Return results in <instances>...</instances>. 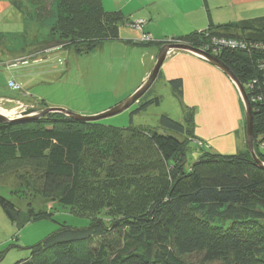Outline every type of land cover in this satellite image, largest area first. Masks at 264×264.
<instances>
[{
	"label": "trees",
	"instance_id": "obj_1",
	"mask_svg": "<svg viewBox=\"0 0 264 264\" xmlns=\"http://www.w3.org/2000/svg\"><path fill=\"white\" fill-rule=\"evenodd\" d=\"M53 1L26 0L23 5L12 0V5L26 20L41 26L52 13ZM58 8L66 14L58 18L59 28L53 32H58L63 44H73L77 55L93 52L104 42L120 40L119 29L127 22L121 10L105 9L102 0H60ZM90 13L95 22L90 20ZM144 23L141 34L150 37ZM214 38L236 43L234 47H217L213 55L229 67L251 100L254 151L264 162V16L210 24L155 43L161 48L169 40L203 49L214 45ZM47 42L42 41L30 53L49 51L53 46ZM161 77L159 71L154 82ZM161 84L169 86L181 101V79ZM8 85L13 88L18 84L10 80ZM152 86L135 103L131 114L161 104L163 98L156 90L151 93ZM42 104L40 101L37 109L46 108ZM194 117V110L183 107L178 120L163 113L158 125L152 127L132 125L130 119L128 127L118 128L61 113L45 114L41 122H0V177L9 162L32 163L39 193L90 219L89 225L81 228L60 224L30 246V255L15 264H264V168L256 165L249 150L234 154L208 151L212 150L211 143L196 138ZM97 126L108 139L115 140L108 153L103 150L108 143H100L101 134L96 138L87 134ZM188 140L206 148L190 165H186ZM126 141L153 161L152 168L144 165L134 173L137 177L143 172L149 175V182L140 186L143 207L127 206V202L141 203L132 200L134 195L127 199L120 193L124 183L118 179L123 176L112 168L106 177L94 181L82 175L87 158L93 156L100 166L104 163L109 167L110 161L122 166L127 155L130 157ZM0 207L14 224L47 216L28 208L21 221L24 211L2 195ZM3 254L0 252V259Z\"/></svg>",
	"mask_w": 264,
	"mask_h": 264
},
{
	"label": "rangeland",
	"instance_id": "obj_2",
	"mask_svg": "<svg viewBox=\"0 0 264 264\" xmlns=\"http://www.w3.org/2000/svg\"><path fill=\"white\" fill-rule=\"evenodd\" d=\"M16 1L23 5H26V0ZM111 1L112 0H102L104 5H106V3L109 4ZM53 2L54 4L52 7L51 15L47 17V19L41 26L37 22H29L30 31L34 29L36 31H31L30 33L26 34L25 38L26 40L29 39V43H35L37 42V40H45L48 41L47 43L49 46L53 47H51L49 51L47 50L40 54L37 52H26V54H22L27 56L26 58L24 56H21L20 53V48L23 45L22 43H24V41L22 42V38L20 37L18 38V40L15 36H10V40L2 42L6 45V47L3 49L9 54L6 55L7 57H5L8 60L7 62L0 60V65L2 66L0 67V83H7L9 80H12L16 84L21 85V87L23 88L24 84L22 83V80L17 77V75L21 76L25 73L28 74L30 70H37L40 73L37 77H39L42 81H44V77H46L48 80L47 85L49 86L41 82L35 85L34 90L37 93L44 95L46 99L49 98V100H52L54 102L66 104V107L51 105L45 106L46 108L60 107L87 116L105 111L121 103L126 98L134 94V92L138 90L148 79L151 70L148 74L145 75L142 82L138 86H136V84L138 83V77L143 73V69L140 64L142 63L140 58L139 61L138 59L131 61V55L129 54V51L133 50V48L124 50L118 47L119 45L117 44L110 45L111 47H108V44L104 43L89 54H75V49L72 46L73 44H63L60 35H58V32L57 35H55V33L53 32L54 29L59 28L58 18H61L66 14L62 8H58L60 0H54ZM177 2H175L174 0H151V3L149 5L141 6L142 2H140L139 0H133L132 2H125V0L113 1L114 7H116L118 10H121V12L124 13V16L126 18L125 20H127V22H124L121 26H128L133 30H136L140 34L136 42L141 44H149L153 41L150 37H147L144 34L142 35L140 30L141 27L140 29H137L136 26H138V24L140 26L143 22H145L144 24L150 25V28L155 32V35H160L157 37H161H156L154 39H165L166 35L162 34L161 31H165L164 25L170 27L171 25H173V23H176L177 18L175 16L171 17V15L172 13L177 14ZM116 3H119V6H116ZM11 16L9 17L11 20H9L6 13L0 17H4L1 25L2 28L9 29L8 27H15L16 29H18L17 31L20 32L22 29L21 24L16 25ZM90 20L95 22V19L93 15H91V13ZM129 23H131L134 27H131ZM35 36H37L36 40H33ZM219 40L221 39L214 38L212 40V43L214 45L205 46L206 48H208V46L210 47V49H208L209 52H207L209 55L214 56L213 54L215 49H217V47H222L220 45L215 46V44H219L217 43ZM167 41L168 42H165L166 44L174 43L170 42L169 40ZM77 43H81V40H77ZM62 45L65 48H62ZM33 47L34 46H32L31 49ZM11 48H13V50ZM33 49L35 50V48ZM181 52L191 54L204 60V58L199 57L194 53L173 49L168 50L164 62ZM34 55L37 56V58L42 57L44 59L42 61L43 63H30L31 57ZM25 59H27V61L23 63ZM154 65L152 66V69ZM4 66L9 68L17 66L19 67L12 68L14 73L13 77L10 71H8ZM3 67L6 69L5 72L7 76L2 75V69H4ZM8 73H10V75H8ZM3 80H5V82ZM33 82L37 83L36 80H34ZM230 82L236 88L238 104L235 105L234 102L232 104L231 102L225 103L224 115L229 119L225 122L234 123V121H240L245 135L244 103L237 90V87L231 80ZM151 86V93L156 90L157 94L161 95L163 98L160 105L149 106L144 111H140L137 114H131V112L137 107L135 102L123 112L101 119L99 120V122L104 125L126 128L129 126L131 119L132 125L135 126H157L159 115L165 113L168 114L172 119L178 120L183 114V107H185V109L194 110L196 116V108L193 105L194 103L190 102L194 100L198 103V107L202 108V115L200 120H202L203 127L207 128V133L214 134V132H216L217 129L220 128L218 125H215L216 122H218L216 118L218 117V115L220 116V109L215 110V103H212L213 100L215 101L220 97L218 96V94H216L215 90L211 91L209 95H195V97L191 96L187 98V100H185V98L182 96L181 101H179L174 95H172L169 86L162 85L159 79L154 82V84L152 83L148 87V89ZM14 89L16 90V92L20 90L18 85H16L15 87L13 86V89L11 90ZM131 89L134 90L130 92ZM20 96L23 97L22 95ZM10 98L12 99V97L9 96L0 97V109L6 110L11 113L7 116L8 118L15 119V116L23 103L20 102L21 100L15 101L14 99L11 100ZM13 101L16 102V105L15 107L11 108ZM187 101L190 102L191 105L188 104ZM250 101L251 100H249V102ZM23 108H25V113L20 118L36 115L43 110L37 109V106H33V109L31 108L30 110H28V108L26 107ZM42 117L43 116L39 117L36 120L41 122L39 119ZM86 129L87 127L85 128V130ZM89 132L90 133L87 134L93 136L92 138L102 136L100 143H105L106 141V143H108L107 145H109L108 147H104L103 150L107 153L111 151L110 149L115 143L114 138L110 137L108 139L103 129L98 126L91 127ZM194 133L196 135V138H198L197 136L200 135V133H198L196 128H194ZM95 144L96 142L93 144V146H96ZM124 146H130V148H125L130 157L127 155L128 160L124 161L122 166L114 165L111 161V165H109V167H106L104 163L100 166L96 157L93 156L87 158V161L83 166L82 175L94 181L98 177L99 179L103 178L107 171V174H109V171L112 168L113 172L115 171L116 174H122L123 176L118 179L119 183H124V185L122 184L121 189H119L120 193L126 195L127 199L128 196L134 195L132 200L141 203L140 199L142 201L143 195L141 194L142 189L140 188V186H145L147 182H149V175L148 173L143 172L140 175L141 177H137L134 173L143 170L141 166L144 167V165L152 168L151 166L153 164V161L151 160V158L146 157L147 153L145 151H143V154L145 156L141 154L142 152L139 149L138 151H136L137 149L131 146V142L126 141ZM244 146L242 145V143L239 144V150L234 153H238L240 151L247 152V144L245 148ZM185 150L187 152L186 165H190L197 161V159L204 154L206 148L199 147L194 140H188L185 145ZM208 151L211 152L212 150ZM234 153L227 152L225 154ZM34 174H36L34 165L32 163L29 164L23 161L9 162L3 169V176L0 177V195L8 198L10 201L16 204V206L21 211H24V213H21V217H19V220L22 221V217L27 215L26 211L28 210V208L31 209L32 212H37V210L38 212H46L47 216L30 219L28 221H25L22 225L20 224V222L19 224H14L9 220V218L5 215L0 207V252L4 253L3 257L0 259V264H15L17 261L28 257L30 255L29 247L42 241L45 237L54 232L60 224H66L71 227L81 228L88 226L90 223L89 217L79 215L71 207L59 205L39 193L35 189L37 188L38 184L37 177ZM104 177H106V175ZM126 204L127 206L128 204H131L132 206L136 207L144 206V203H141L140 206L135 204L134 202H127Z\"/></svg>",
	"mask_w": 264,
	"mask_h": 264
},
{
	"label": "crops",
	"instance_id": "obj_3",
	"mask_svg": "<svg viewBox=\"0 0 264 264\" xmlns=\"http://www.w3.org/2000/svg\"><path fill=\"white\" fill-rule=\"evenodd\" d=\"M113 1H117V0H112L109 4L106 3V5H104L103 2L102 3L104 7L107 6L105 8H107L108 10H113V9L115 10L117 8L114 7ZM132 1L133 0H130L128 2H132ZM139 1L142 2L141 6H147L151 3V0H139ZM174 1L175 2L178 1L177 2L178 6L176 7L178 15L172 13L171 17L175 16L177 18V21L176 23H173V25H171L170 27L164 25L165 31H161V32L162 34H165L166 37L178 36L194 30H202L207 28L210 24L218 25V24H225L230 22L232 23V22H238L243 19L264 16V0H182V1L174 0ZM115 5L119 6V3H116ZM5 13L8 18L12 15L11 17L16 23V25L21 24L22 29L20 32H18L17 31L18 29H16L15 27L14 28L8 27L9 29L2 28L1 25H2V20H4V17L0 18V43H1L0 60L5 62L8 61L5 57H7L6 55L9 53L5 52V50L3 49L6 47V45L3 44L2 42H6L7 40H10L9 38L10 36H15L17 39L20 37L22 38V42L24 41V43H22L23 45L20 48L21 50L20 53L21 56L27 58V56L22 54H26V52L30 53L31 47L34 46L33 48H36L35 46L39 45L42 41L37 40V42L35 43L32 42L29 43L28 42L29 39L28 40L25 39L26 34L36 30L34 29L30 31L29 29L30 21L26 20L23 17V15L13 7L12 0H0V17ZM9 20L11 19L9 18ZM144 31L150 35L153 43L149 45H142L136 42L140 34L136 30H133L128 26L120 27L119 29L120 40L104 42L108 44V47H111L110 45L117 44L119 45L118 47L124 50L128 48H133V50L129 51V54L131 55V61L136 59H138L139 61L140 58L142 63L140 62L139 63L141 64V67L143 69V73L138 77V83L136 84V86H138L144 79L145 75L148 74L150 70H152V66L154 65L157 53L160 49L158 44L155 42L164 40V39H154L160 35H155V32L152 31L150 25L148 24L144 25ZM36 37L37 36H35L33 40H36ZM157 38H161V37H157ZM11 49L13 50V48ZM32 58L30 63L32 62L43 63L42 61L44 60L42 57L37 58V56L35 55ZM17 67H12V68H17ZM5 68L8 71H10V73L14 77L13 69L9 67H5ZM5 68L2 69V75H6ZM160 71L162 73V77L160 79L161 83L163 82L165 83L167 80H171V79H181L182 96L185 98V100H187V98L191 96L195 97V95H200V94L209 95V93L214 90L216 94L220 96L219 99L212 101V103H215L214 109L215 110L220 109L219 110L220 116L218 115V117L216 118L218 122H216L215 124L218 125L220 128L217 129V131L214 132V134L213 133L208 134L206 131L207 128L203 127L202 120H200L202 115L201 112L202 108L198 107L197 105L198 103L196 101L194 100L190 101L194 103L192 104L196 108L195 128L197 129L198 133H200V135L197 134L198 135L197 137L210 142L212 146V151L220 152V153H227V152L234 153L239 150L238 148L239 144L242 143L243 146L245 145L244 148L246 147L244 129L241 127L242 124H240V121L239 122L234 121V123L225 122L229 120L224 115L225 103L231 102L232 104L234 102V104L237 105L238 100H237L236 88L218 68L212 66L208 62L196 56L181 52L174 55L172 58L167 59L162 65ZM10 73H8V75H10ZM39 74L40 73L37 70H33V71L30 70L28 74L25 73L21 76L17 75V77L20 80H22V83L24 84L23 88L21 87V85L18 84L20 88L18 92H16L15 89L11 90L13 88L9 87L8 85V82L10 80L7 83L5 82V80H3L5 83H0V97L9 96L12 97V99L10 98L11 100L13 99L15 101L21 100L20 102L23 103L22 106L26 108H30L33 106L38 107L40 101H43L45 103L42 104V106L56 105V106L66 107V104L54 102L52 100H49V98L46 99L44 95H41L34 90L36 84L43 82L47 85L48 83L46 77H44V81L40 80V78L37 77ZM34 80H36L37 83H34L33 82ZM133 90L131 89L130 92H132ZM20 95H22L23 97H21ZM190 102L187 101L188 104H190ZM15 105L16 102L13 101L11 108L15 107Z\"/></svg>",
	"mask_w": 264,
	"mask_h": 264
},
{
	"label": "water",
	"instance_id": "obj_4",
	"mask_svg": "<svg viewBox=\"0 0 264 264\" xmlns=\"http://www.w3.org/2000/svg\"><path fill=\"white\" fill-rule=\"evenodd\" d=\"M182 50V51H188L191 53L196 54L199 57L204 58L207 62H209L211 65L217 67L219 70H221L237 87V90L243 100L244 107H245V138H246V144L247 148L251 154V157L253 161L256 163L257 166L260 168H264V162H262L260 159H258L257 155L254 151V132H253V112L251 108V104L248 100V95L240 83V81L236 78V76L233 74V72L227 67L222 61H220L218 58L209 55L207 52H204L198 48L192 47L188 44L181 43V42H174V43H168L164 44L158 51L157 58L155 65L153 69L151 70V73L148 77V79L144 82V84L134 92L131 96L126 98L121 103L105 110L100 113H96L94 115H82L75 112H72L70 110L60 108V107H47L44 108L40 113L33 115V116H25L22 118H8L6 115H3L0 113V122L2 123H12L19 120H34L38 119L39 117L48 114V113H61L65 116H68L70 118L81 120V121H98L101 119H104L106 117L116 115L118 113L123 112L127 108H129L133 103L137 102L138 99L146 92L148 87L153 83L155 78L158 76V73L161 69V66L166 59V53L168 50Z\"/></svg>",
	"mask_w": 264,
	"mask_h": 264
},
{
	"label": "built area",
	"instance_id": "obj_5",
	"mask_svg": "<svg viewBox=\"0 0 264 264\" xmlns=\"http://www.w3.org/2000/svg\"><path fill=\"white\" fill-rule=\"evenodd\" d=\"M137 23H138V22H137ZM136 27H137V29H140L139 24H138V26H136ZM217 43H219L218 45H220V46H222V47H223L225 44L228 45V46H230V47H234V46L236 45V43H235L234 41L225 42V41H223L222 39L219 40ZM226 45H225V46H226ZM241 46H242V45H241ZM241 46H240L239 48H242ZM208 49H210L209 46H208V48L204 47L203 49L201 48L200 50H203L204 52H209ZM23 107H24V106H21V108H20L19 111L17 112L15 118H16V117H17V118H20L21 116H23V114L25 113V108H23Z\"/></svg>",
	"mask_w": 264,
	"mask_h": 264
},
{
	"label": "bare ground",
	"instance_id": "obj_6",
	"mask_svg": "<svg viewBox=\"0 0 264 264\" xmlns=\"http://www.w3.org/2000/svg\"><path fill=\"white\" fill-rule=\"evenodd\" d=\"M0 113L3 114V115H6V116L11 114L10 112H8L6 110H3V109H0Z\"/></svg>",
	"mask_w": 264,
	"mask_h": 264
}]
</instances>
